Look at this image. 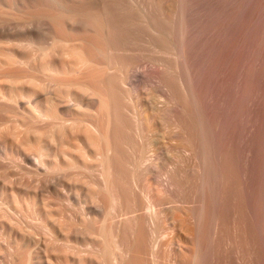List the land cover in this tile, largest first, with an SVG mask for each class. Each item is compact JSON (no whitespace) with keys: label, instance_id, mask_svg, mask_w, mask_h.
Returning a JSON list of instances; mask_svg holds the SVG:
<instances>
[{"label":"bare ground","instance_id":"obj_1","mask_svg":"<svg viewBox=\"0 0 264 264\" xmlns=\"http://www.w3.org/2000/svg\"><path fill=\"white\" fill-rule=\"evenodd\" d=\"M6 1L72 57L26 91L75 133V264H264V0Z\"/></svg>","mask_w":264,"mask_h":264},{"label":"rangeland","instance_id":"obj_2","mask_svg":"<svg viewBox=\"0 0 264 264\" xmlns=\"http://www.w3.org/2000/svg\"><path fill=\"white\" fill-rule=\"evenodd\" d=\"M6 3L0 0V264H75V133L48 135L54 122L45 118L35 122L31 112L38 105L47 106L45 99L54 98L56 84L36 94L26 91L31 78H73L75 73L57 74L42 66L46 61L71 65L72 57L52 52L56 37L49 21L30 20ZM29 35L41 37V43L34 56L25 58ZM6 57H12L10 64ZM14 70L22 72L19 80L7 74ZM19 88L23 95L9 98L8 91ZM56 103L68 127L75 121V110L70 102ZM2 104L10 106V112ZM16 128L23 134L29 129L28 146L22 133L17 134L19 139L15 136ZM34 148L42 149V154Z\"/></svg>","mask_w":264,"mask_h":264}]
</instances>
